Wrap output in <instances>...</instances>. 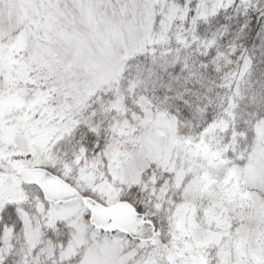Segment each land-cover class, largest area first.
<instances>
[{
    "label": "snow or ice",
    "instance_id": "obj_1",
    "mask_svg": "<svg viewBox=\"0 0 264 264\" xmlns=\"http://www.w3.org/2000/svg\"><path fill=\"white\" fill-rule=\"evenodd\" d=\"M0 264H264V0H0Z\"/></svg>",
    "mask_w": 264,
    "mask_h": 264
}]
</instances>
